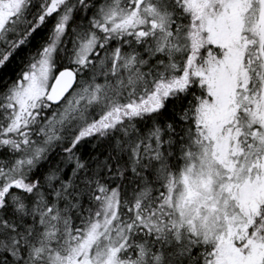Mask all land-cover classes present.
<instances>
[{
	"label": "snow or ice",
	"instance_id": "6c2138e0",
	"mask_svg": "<svg viewBox=\"0 0 264 264\" xmlns=\"http://www.w3.org/2000/svg\"><path fill=\"white\" fill-rule=\"evenodd\" d=\"M0 264H264V0H0Z\"/></svg>",
	"mask_w": 264,
	"mask_h": 264
}]
</instances>
